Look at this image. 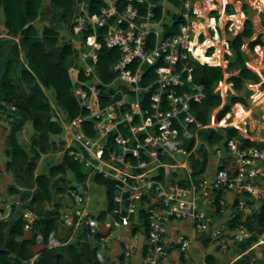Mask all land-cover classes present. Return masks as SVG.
I'll use <instances>...</instances> for the list:
<instances>
[{"label":"built area","instance_id":"1","mask_svg":"<svg viewBox=\"0 0 264 264\" xmlns=\"http://www.w3.org/2000/svg\"><path fill=\"white\" fill-rule=\"evenodd\" d=\"M177 1L179 6L163 0L161 18L157 20L158 5L148 0H75L69 29L72 39L83 32H92L86 39L72 42L74 58L84 66L83 74L90 79L89 82L80 81V71L73 68L78 72L77 81L73 79V92L81 110L89 114L62 123L65 148L61 154L64 157L68 152L69 157L90 170V178L98 174L113 181L116 208L101 221L100 215L90 210L88 192L84 188L81 192L71 191L73 209L61 214L59 223L74 232L86 228L89 239L100 234L102 248L110 241H117L122 244L126 258L139 255L141 264H167L174 255L178 259L187 258L194 242L203 238H209L226 253L255 236L246 223L264 203V150L246 147V141L264 143V100L257 102V94L264 92V76L255 70L261 64L264 70V29L260 23L264 0ZM100 3L104 4L100 12L92 13ZM145 3L147 10L142 15L138 6ZM245 7L255 14L256 34L251 41L260 37L263 42L254 53L248 50L247 44L242 49L247 54V68L261 79L259 86H249L253 92L250 115L239 126L231 127L239 132V137L226 141L229 158L224 167H218L210 179L203 177L198 185L181 187L172 181L171 170L184 169L188 176L192 171L187 161L180 163L176 155L189 157L181 147L183 139L196 138L198 142V131L203 128L190 113L191 103H201L205 98L202 87L193 82L194 68L190 59L215 67L202 62L194 51L199 45L206 46L208 41H214L205 48L209 59L219 48L223 50V61L226 54L231 56L227 32L232 36L243 32L248 19ZM228 11L233 14L229 15ZM235 16L241 17L242 24L230 20L224 28L221 26L223 18ZM169 17H178L179 33L165 38L163 29ZM209 18L216 21V28L202 29L200 24L207 23ZM101 28H108L107 32L99 33ZM101 36L108 49H118L122 53L111 68L116 78L108 85L96 75ZM150 36L154 37L152 48H149ZM258 49L263 50L261 55ZM260 59L262 63H258ZM160 62L167 68L159 70L157 80L143 88V67H155ZM224 64L223 69L225 61ZM187 84L191 85L190 91L180 92ZM124 87L127 91L122 89ZM152 90L149 108L144 110L142 95ZM216 92L225 97L226 90L222 86ZM101 99L111 102L103 106ZM256 108H259V116L255 114ZM16 112V106L0 103V124H11ZM86 120L94 122L97 133L94 139L82 129ZM193 126L195 131L190 129ZM216 127L220 125L213 119L209 128ZM181 132L183 138H180ZM114 133L115 138L111 137ZM216 153L221 156L222 151ZM161 158L174 160L175 165L162 162ZM161 170L164 171L163 180L158 179ZM89 183L88 180L87 186ZM219 195L223 198L218 199ZM227 195H230L228 201ZM142 211L147 217L146 223L141 220ZM15 215L24 220L25 231L39 220L20 199L0 204V223ZM187 223L191 224L192 235L179 227ZM134 227L138 231L126 242L121 231L129 232ZM263 243L254 244L239 259Z\"/></svg>","mask_w":264,"mask_h":264},{"label":"trees","instance_id":"2","mask_svg":"<svg viewBox=\"0 0 264 264\" xmlns=\"http://www.w3.org/2000/svg\"><path fill=\"white\" fill-rule=\"evenodd\" d=\"M45 1L0 0L6 31L5 37H0V103L17 107V112L13 116L14 120L11 122L10 135L6 138V153L10 157L7 171L14 176L16 183L9 187V194L19 198L24 202L25 208L36 213L39 218L29 231H25L24 220L17 215L12 216L7 222L0 223V264H24L32 260H34L33 264H103L97 259L98 243L102 238L100 234L95 236L98 245L93 246L88 241L89 231L82 228L78 240L68 244L70 237L64 239L60 237L59 232L61 227L59 219L63 207L61 203L54 205L53 210L43 209L45 204L53 203V189L56 195H68L72 199L71 191H78L79 187L87 188L88 180L106 190L108 206L107 210L100 214L99 219L105 220L108 214L113 213L116 208L114 204L115 183L98 174L90 178V170H86L80 163L69 157L68 152L65 153L58 166L50 168L47 175H36L38 162L42 156L63 152L65 148L64 141L53 140V137H61L65 130L60 121L53 120L57 115L47 92L53 94L58 110L64 114L66 122L80 115L87 117L89 114L88 111L81 110L75 97L70 71L73 68L79 70L80 81L89 82L90 79L84 76L83 67L74 58L75 51L72 42L65 40L55 25L62 23L70 29L75 0H50L48 7L45 6ZM148 1L158 5L156 18L159 20L161 18L160 5L163 0ZM169 2L179 6L177 0H169ZM103 5V3L98 4L92 13H99ZM138 7L144 15L147 10L146 3ZM244 10L248 19L245 21L243 32L237 36H232L230 32H227L232 56L225 55V69L201 65L190 59V65L194 68L193 82L202 87L205 95L201 103L192 102L190 106V113L203 127L198 131V141L202 144L199 145L196 138L183 139L181 147L189 154L187 163L192 173L189 176L184 173L183 177L177 173L172 175V181L178 182L181 187L188 188L192 184H199L210 163L209 149L226 151V141L239 137V132L231 127L219 130L209 128L213 118L215 123L220 125L227 117L231 118L237 109H250V97L253 92L247 85L261 83L259 76L247 68L248 58L242 49L247 44L253 53L255 47L262 45L263 42L260 37L251 41L256 34L253 24L255 14L248 7ZM228 12L229 15L233 14L231 11ZM48 13L54 14V18L51 24L45 25L40 32L35 23ZM179 23L178 17H169L164 25V37L168 38L178 34ZM260 23L264 28V14L260 16ZM107 29L101 28L99 33L107 32ZM90 35L92 32H83L77 38L86 39ZM98 40L102 44V49L99 51L96 75L108 85L116 78L111 68L121 58L122 53L118 49H108L102 36ZM148 41L149 48H152L154 37L150 36ZM136 66L137 63L133 69ZM165 68L167 65L164 62H160L155 67L144 66L141 86L149 87L157 80L159 70ZM224 82L230 87L226 89L225 97L220 92H216V89ZM190 86L187 84L180 92L190 91ZM102 89L105 90L103 87ZM104 93H107V90ZM152 93L153 90L149 94L142 95L145 100L144 110L149 108ZM100 101L103 106L111 102L108 99ZM28 123L32 125L35 132L30 153L21 146L18 139L19 133ZM82 129L88 137L92 139L97 137L93 121L86 120ZM190 129L195 131L196 128L193 126ZM115 136L114 133L111 137L115 138ZM180 138H183L182 132ZM246 147H257L264 150V143L246 141ZM161 161L175 165V161L171 159L161 158ZM223 167L221 165L220 168ZM163 173L164 171L161 170L159 180H163ZM68 174L73 175L77 186L71 185V182L66 180ZM222 198L223 196L219 195L218 199ZM141 220L147 222L143 211ZM256 221H258V230L254 227ZM246 225L255 233V236L239 245L242 250L240 255L246 253L254 244L259 243V238L264 233V203L261 204L259 211L248 218ZM67 231L72 235L73 229H67ZM137 231L138 228L134 227L133 233ZM52 235L62 242L61 246L51 249L48 247ZM40 236L43 239L44 249L36 256L33 249L38 245L37 240ZM200 242L208 248L211 240L203 238ZM248 256V254L243 256L235 264H251ZM181 260L182 264H186L184 257H181ZM125 262L126 257L122 256L121 264H126ZM205 264L218 263L216 257L211 255L207 257Z\"/></svg>","mask_w":264,"mask_h":264},{"label":"rangeland","instance_id":"3","mask_svg":"<svg viewBox=\"0 0 264 264\" xmlns=\"http://www.w3.org/2000/svg\"><path fill=\"white\" fill-rule=\"evenodd\" d=\"M50 3V0H46L45 1V6L48 7ZM54 18V14L52 13H48L46 15H44V17L37 21L35 23V25L37 26V28L39 29L40 32H42L43 27L45 25H50L51 24V20ZM57 26V28L60 30L61 36L63 38H65V40H68L69 42H73L74 41H78V38H74L72 39L71 34H70V30L69 27L64 25V24H55ZM5 29H0V37H5ZM255 59L257 58L256 56L254 57ZM259 58V57H258ZM264 58V55L262 56V59ZM84 68V66H81ZM72 73V77L74 79V81H77V77H78V72H76L75 70L72 69L71 71ZM262 75L264 76V70H261ZM264 83V82H263ZM259 86V85H258ZM124 91H127L126 87L122 88ZM255 90H257V87H254ZM264 90V89H263ZM259 91H262L261 89H259ZM47 96L50 100V102L52 103L55 112H56V118H54V121H60L61 123H66L65 120V116L63 113H61L58 110V106L55 102L54 96L51 92H47ZM143 99V98H142ZM253 105V102L251 101V106ZM250 111L251 109H245ZM255 114L257 116L260 115L259 113V108H256L255 110ZM236 113L229 118L228 121H230L228 127H232L231 124L234 120V117H236ZM222 126L220 127H216L215 129H221ZM224 128V127H223ZM11 132V124L8 123H4V124H0V204L5 202V201H15L19 198L11 196L9 194V187L15 185V179L14 176L9 173L7 171V164L10 161V157L7 156V146H6V138L7 136L10 135ZM263 136V135H262ZM35 137V132L33 130V127L30 123H28L26 126L23 127L21 133H19L18 135V139H19V143L21 144V146L24 147V149L30 153V149H31V144L33 141V138ZM53 140H56L57 142L60 141H64L65 140V132L61 137H53ZM199 145L202 144L201 141H198ZM210 155H211V159H210V163L207 167V171L205 174V178L210 179L213 177L215 170L217 169V167H219L223 162L226 161L227 158V152L225 153V150H222V154L221 156L217 155L216 150L215 149H209ZM44 156H46L44 158ZM42 156V159L38 162V170L36 172V175H47L49 173L50 170V166L51 167H55L58 166L61 163V160L63 158L61 152L60 153H55V154H49V156L44 155ZM179 162L182 163L184 161H187L188 156H183V155H176ZM219 161V162H217ZM189 166V165H188ZM190 167V166H189ZM172 171V175L174 173H177L179 175H181L183 177V174L185 173L186 170L184 169H179L177 170V172H174L175 170H171ZM66 180L71 182V185L73 186H77V183L74 180V177L72 174H68L66 177ZM60 185H62V183L60 182ZM79 192L83 191L85 189V191L88 192V199H89V203H90V210L93 212L94 215L99 216L102 212H105L107 210V197H106V190L104 187L98 186L96 184L93 183H89V185L87 186V188H82L79 187L78 188ZM53 194H54V200L52 204H45L43 206V209L45 210H53L54 209V205L61 203L62 210H61V214L69 212L73 209V202L71 200V198H69L68 195H64V196H58L55 194V190L53 189ZM226 201H228L230 199V195L226 196ZM260 209V208H259ZM259 209L256 210L259 211ZM187 227V229H185L184 231L187 232L188 234H192V229L190 227V224H184L183 226ZM254 227L256 230L259 229L258 226V221L255 222ZM59 232H60V237L62 238H68V244L69 243H75L78 240V236L80 235V230L77 232L72 231V235H70V232L67 231V229H64L62 226L59 228ZM121 234L125 237V241L128 242L129 238H131V235L133 234V228L129 231H121ZM54 238V239H53ZM51 236L50 241H49V248H55V247H59L61 246L62 242L59 241L56 237ZM142 237H140L141 240ZM54 240V241H52ZM58 240V242L56 241ZM260 241H264V233L260 236L259 238ZM52 241V242H51ZM83 241V240H82ZM89 243L93 246H97V241L95 239H88ZM38 245L33 249L34 253L36 254V256L39 255V253L44 249L43 246V239L42 237H38L37 240ZM108 246L105 248H102L101 244H99V250H98V254H97V258L98 260L102 263L105 262V264H121V257L123 256V247L122 244L117 242V241H110L108 242ZM201 246V242H194V247L191 249V251L188 254V257L185 259L186 260V264H205L206 263V259L209 256H215L216 257V261L218 264H231L234 259L237 260L239 259L240 254L242 253V250L240 248H238L237 246H234L232 248H230V250L226 253L220 251V249L217 247V245H214V243L210 242V245L208 248L205 247H200ZM107 253L108 256V260L105 257ZM99 255V256H98ZM251 260V263L255 264H263L264 263V244L259 245V246H255L253 248L252 251L249 252L248 254ZM139 255L134 256L133 258H126V264H139ZM105 260V261H104ZM34 260H32L30 263H24V264H33ZM167 264H182V260L179 259L177 261H172L169 260L167 262Z\"/></svg>","mask_w":264,"mask_h":264},{"label":"bare ground","instance_id":"4","mask_svg":"<svg viewBox=\"0 0 264 264\" xmlns=\"http://www.w3.org/2000/svg\"><path fill=\"white\" fill-rule=\"evenodd\" d=\"M234 21L236 24H242V19H241V17L240 16H235V17H233V19H230V18H223V20H222V23H221V26L224 28L225 27V25H226V22L227 21ZM216 25H217V23H216V21L215 20H212L211 18H209L208 19V22L207 23H201L200 24V27L203 29V28H212V29H214V28H216ZM208 26V27H207ZM213 42L214 41H208L207 43H206V46H209V45H212L213 44ZM206 46H198L197 47V50H194V51H196V53H197V55L199 56V58H200V60L202 61V62H207V63H209V64H211V65H213V66H215V67H217V66H224L225 64H224V61H223V57H222V53H223V50L221 49V48H219L218 49V51L216 52V54H215V56L214 57H211L210 59L206 56V52H205V48H206ZM263 50L262 49H258L257 50V52L258 53H260V55H261V52H262ZM262 56H263V52H262ZM262 60L260 59L259 61H258V63H262L261 62ZM255 70L256 71H258V72H260L261 73V70H262V64H261V66H257V67H255ZM222 86V88L224 89V90H226L227 88H228V86L227 85H224V84H222L221 85ZM264 100V92H262V93H258L257 94V102H260V100ZM235 113L237 114L236 115V117H234V120H233V122H232V124H231V126L232 127H234V126H239L241 123H243V121L246 119V118H248L249 117V115H250V111H248V110H245V109H237L236 111H235ZM228 117L226 118V119H224L223 121H222V123L220 124L222 127H226V126H228L229 124H228ZM264 244V243H263Z\"/></svg>","mask_w":264,"mask_h":264},{"label":"crops","instance_id":"5","mask_svg":"<svg viewBox=\"0 0 264 264\" xmlns=\"http://www.w3.org/2000/svg\"><path fill=\"white\" fill-rule=\"evenodd\" d=\"M5 19H4V16H3V12H2V10L0 9V29H5ZM225 84V83H224ZM248 86V88H249V86H254V85H251V84H249V85H247ZM249 90H250V88H249ZM47 156H49V155H47ZM46 156H44V158H45ZM64 158V157H63ZM63 158H62V160H63ZM228 155H227V158H226V161L228 160ZM62 160H61V162H62ZM217 162H219V161H217ZM223 164H226V162L225 163H222L221 165H223ZM220 165V166H221ZM219 166V167H220ZM50 168H51V166H50ZM218 168V167H217ZM83 188V187H82ZM190 224V223H189ZM181 226V228H182V230H183V232H185L184 230L185 229H187V227H186V225L185 226H183V224L182 225H179V227ZM178 227V228H179ZM190 227H191V224H190ZM187 233V232H186ZM192 235V234H191ZM54 239V238H53ZM52 241H54V240H52ZM51 241V242H52ZM57 242H58V240H56ZM196 242H199L200 243V239H198V241H196ZM213 243V242H212ZM214 245H216L215 243H214ZM205 247L204 245H203V243L201 242V246L200 247ZM218 248H219V246H217ZM238 248H240V246H237ZM220 249V248H219ZM221 251V250H220ZM105 257L107 258V260H108V256H107V253H106V255H105ZM139 258V261H140V257H138ZM177 260H179L178 258H177V255H174L173 256V259H172V261H177ZM105 261V260H104ZM237 262V260H235L234 259V261L231 263V264H235ZM102 263L103 264H105V262H103L102 261ZM139 264H141V261H140V263Z\"/></svg>","mask_w":264,"mask_h":264},{"label":"clouds","instance_id":"6","mask_svg":"<svg viewBox=\"0 0 264 264\" xmlns=\"http://www.w3.org/2000/svg\"><path fill=\"white\" fill-rule=\"evenodd\" d=\"M254 13V12H253ZM264 29V28H263ZM259 46H262V45H259ZM256 47H258V46H256ZM255 47V48H256ZM248 50H249V48H248ZM255 50V49H254ZM250 51V50H249ZM251 52V51H250ZM231 53V52H230ZM252 53V52H251ZM254 53V52H253ZM246 54V53H245ZM247 55V54H246ZM230 56V55H229ZM231 56H232V53H231ZM217 67H221V66H217ZM222 68V67H221ZM258 75V74H257ZM260 78V77H259ZM261 80V79H260ZM225 83V82H224ZM224 85H227L226 83L224 84ZM228 86V85H227ZM254 86H256V85H254ZM228 88L230 89V87L228 86ZM250 101H251V98H250ZM214 119V118H213ZM228 120H229V117H228ZM212 124V123H211ZM216 124V123H215ZM229 124V123H228ZM217 125V124H216ZM219 126V125H218ZM221 126V125H220ZM226 127H228V126H226ZM223 128V127H222ZM225 128V127H224ZM211 129H213V128H211ZM214 130H217V129H214ZM219 130V129H218ZM219 150V149H218ZM217 151V150H216ZM222 151V150H221ZM227 151H225V153H226ZM221 167V166H220ZM219 167V168H220ZM53 236V235H52ZM124 256V255H123ZM125 257V256H124ZM98 259V258H97ZM128 259V258H127ZM186 259V258H185ZM241 259V258H240ZM239 259H237V261H238Z\"/></svg>","mask_w":264,"mask_h":264}]
</instances>
